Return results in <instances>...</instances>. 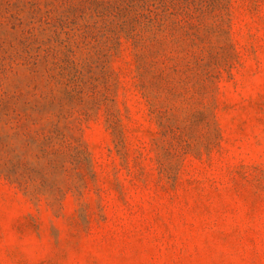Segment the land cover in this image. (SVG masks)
<instances>
[{"label": "rangeland", "instance_id": "374dc122", "mask_svg": "<svg viewBox=\"0 0 264 264\" xmlns=\"http://www.w3.org/2000/svg\"><path fill=\"white\" fill-rule=\"evenodd\" d=\"M0 264H264V0H0Z\"/></svg>", "mask_w": 264, "mask_h": 264}]
</instances>
